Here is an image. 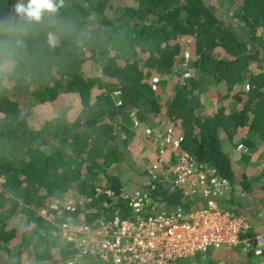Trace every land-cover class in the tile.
Wrapping results in <instances>:
<instances>
[{
	"label": "trees",
	"instance_id": "trees-1",
	"mask_svg": "<svg viewBox=\"0 0 264 264\" xmlns=\"http://www.w3.org/2000/svg\"><path fill=\"white\" fill-rule=\"evenodd\" d=\"M226 1L246 38L227 27L208 0H63L55 15L45 14L39 23L15 13L21 0H0V254L13 255L14 264H23V254L34 264H66L73 251L55 239L56 223L42 211L61 221L51 204L67 201L74 187L81 198L75 219L94 223L115 213L133 218L122 196L126 183L109 168L132 158L128 141L136 130L130 111L137 109L139 119L154 125L146 113L157 116L163 106L183 136L182 148L228 178L222 207L250 218L249 235L264 239V187L251 189L246 175L238 179L226 149V141L245 144L246 162L264 143V0ZM49 32L56 35L55 46ZM186 49L193 56L194 75L188 79L182 78L181 64ZM254 63L262 68L255 70ZM88 66L95 67L93 73ZM155 75L173 81L167 95L152 90ZM206 78L227 85L240 107L204 115L200 93ZM66 93L82 102L76 119L70 123L61 113L33 127L34 107L54 104ZM261 155L264 159V150ZM147 167L136 186L148 191L151 205L189 211L203 201L173 185L151 189ZM17 218H23V228L11 225ZM214 251L179 264H206L221 257ZM247 258L240 264H250ZM85 264L104 263L88 258Z\"/></svg>",
	"mask_w": 264,
	"mask_h": 264
},
{
	"label": "built area",
	"instance_id": "built-area-1",
	"mask_svg": "<svg viewBox=\"0 0 264 264\" xmlns=\"http://www.w3.org/2000/svg\"><path fill=\"white\" fill-rule=\"evenodd\" d=\"M192 58L190 50L186 49L181 63L184 79L192 77ZM161 80V76H153L152 90L160 88ZM138 112L137 109L130 111L132 127L141 130L154 148L153 159L147 167L150 188L173 185L189 198L199 197L203 201L195 202L189 211L182 207L166 208L161 203L151 205L150 194L142 187L124 188L122 196L133 208V218L115 213L109 220L87 223L72 217L77 211L75 200L62 203L56 200L51 208L63 219L58 222L54 213L45 215L56 223L55 239L69 245L73 251L66 264H85L88 258L104 264H179L197 252L238 244H242L244 250L262 254L264 239L262 235H249L250 218L220 203L230 188L228 178L214 174L209 166L198 162L182 148L183 136L171 120L166 125H147L139 119ZM238 148L249 153L243 143ZM97 191L110 197L115 195L111 189L97 188Z\"/></svg>",
	"mask_w": 264,
	"mask_h": 264
},
{
	"label": "rangeland",
	"instance_id": "rangeland-1",
	"mask_svg": "<svg viewBox=\"0 0 264 264\" xmlns=\"http://www.w3.org/2000/svg\"><path fill=\"white\" fill-rule=\"evenodd\" d=\"M209 4L213 5L215 8L216 13L219 17L225 22L226 26L232 27V29L240 36L246 38V32L242 28L239 21L236 19V16L233 11V6L227 2L226 0H208ZM124 5H128V3H132L130 1L122 2ZM193 60V58H192ZM254 69L259 70L261 69V65L254 63ZM190 69L192 74L194 75L193 69ZM88 72L93 73L95 67L88 66ZM161 84L160 88L156 91L159 95H162L164 91H169L172 89L173 81L166 76L161 77ZM205 82L204 87H202L201 91V112L204 115H209L215 113L220 107L224 106L227 111H233L238 109L241 104H236L233 102L231 94L229 93L227 85L224 83L215 84V82L211 78H206L203 80ZM163 95H167L165 92ZM172 97V94H171ZM169 99V97H168ZM166 99V100H168ZM166 100H163L166 102ZM164 102V103H165ZM82 109V102L80 97H77L74 93H66L61 98L55 102L54 104L49 105H41L36 106L33 109V113L31 115V123L33 127L39 128L41 127L44 122L52 118L55 115L66 113L69 122L72 123ZM165 106H163V110L159 115H153L151 113H146L148 116V121L153 122L154 125L148 123L147 125L157 126L158 122L161 124H168L170 121L167 115L165 114ZM147 112V110H144ZM146 124V123H145ZM246 134L242 132V135ZM239 139L236 142H240ZM130 156L132 158L129 162L124 163H117L113 164L109 171L113 174L119 175L122 180L126 183L127 189H132L137 187L136 185L141 184L144 182V177L142 176L141 172L144 171L146 166L152 161L154 155V148L150 145L149 141L143 135L141 130H136L135 135L128 141ZM240 144V143H239ZM238 144V145H239ZM238 145L226 141V149L231 155L234 168L236 169V173L238 179H243V175H246L248 181L250 183V188L254 190H262V186L264 187V173L262 175V171L264 169V159H262V152L264 150V143L260 144L259 147L253 152L249 160L243 162L242 159L244 157L241 153V150L238 148ZM3 181V180H1ZM239 182H237L238 185ZM1 188V187H0ZM261 194V192H260ZM64 197L67 200H75L81 201V198L77 194V188L74 187L70 190L69 193L65 194ZM262 197V195H261ZM79 199V200H78ZM56 200V199H55ZM60 203L64 202V199L59 200ZM42 213L50 214L47 210H43ZM12 226H17L19 228H23L24 220L23 218L13 219L11 221ZM21 238H18L15 241V244H20ZM26 249V248H25ZM210 251H213L210 250ZM221 252V257L215 258V260L211 262H207L206 264H240L243 262L247 257L250 258V264H264V251L262 254L256 257L252 254L251 251L248 250H238L233 249L231 247H225L220 250H215V253ZM204 252H197L194 256H191L186 259H193L195 257L200 258L202 257ZM252 255V256H251ZM257 255V254H256ZM222 258V259H221ZM247 258V259H248ZM7 260V264H14L13 255L8 258L7 253L0 254V263ZM184 260V259H183ZM227 260L228 262H226ZM22 263L23 264H34L29 259H27V254H23L22 256ZM185 264H195L194 262L185 263Z\"/></svg>",
	"mask_w": 264,
	"mask_h": 264
},
{
	"label": "clouds",
	"instance_id": "clouds-1",
	"mask_svg": "<svg viewBox=\"0 0 264 264\" xmlns=\"http://www.w3.org/2000/svg\"><path fill=\"white\" fill-rule=\"evenodd\" d=\"M63 4V0H27V3L19 2L15 8V13L29 23H39L45 14L55 15ZM50 45L55 46L56 35L52 32L47 34Z\"/></svg>",
	"mask_w": 264,
	"mask_h": 264
},
{
	"label": "crops",
	"instance_id": "crops-1",
	"mask_svg": "<svg viewBox=\"0 0 264 264\" xmlns=\"http://www.w3.org/2000/svg\"><path fill=\"white\" fill-rule=\"evenodd\" d=\"M254 224H259V230H261L262 227H261V224L260 223L255 222ZM258 234H260V233H258ZM261 234H264V232H262Z\"/></svg>",
	"mask_w": 264,
	"mask_h": 264
}]
</instances>
